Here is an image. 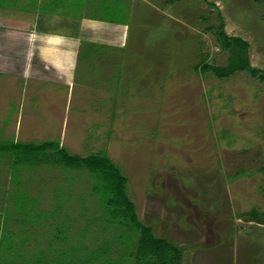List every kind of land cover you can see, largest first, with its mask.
Wrapping results in <instances>:
<instances>
[{
    "label": "rangeland",
    "instance_id": "rangeland-1",
    "mask_svg": "<svg viewBox=\"0 0 264 264\" xmlns=\"http://www.w3.org/2000/svg\"><path fill=\"white\" fill-rule=\"evenodd\" d=\"M153 2L136 17L154 71L138 76L127 65L116 88L100 89V73L89 87L78 70L69 89L32 83L30 93L22 77L0 73V140L104 153L126 178L138 220L181 248L182 264H264V225L239 216L264 211V81L194 69L226 65L219 15L264 71V0ZM25 164L0 153V264H113L126 253L93 175Z\"/></svg>",
    "mask_w": 264,
    "mask_h": 264
},
{
    "label": "crops",
    "instance_id": "crops-1",
    "mask_svg": "<svg viewBox=\"0 0 264 264\" xmlns=\"http://www.w3.org/2000/svg\"><path fill=\"white\" fill-rule=\"evenodd\" d=\"M155 6L153 0H0V73L13 83L22 77L21 93L32 83L69 89L78 70L87 86L96 71L100 89L116 88L127 65L138 76L155 70L142 58L152 53L143 47L144 23L136 17Z\"/></svg>",
    "mask_w": 264,
    "mask_h": 264
},
{
    "label": "trees",
    "instance_id": "trees-1",
    "mask_svg": "<svg viewBox=\"0 0 264 264\" xmlns=\"http://www.w3.org/2000/svg\"><path fill=\"white\" fill-rule=\"evenodd\" d=\"M164 1L177 3L183 0ZM217 19L219 24L213 30H215V39L219 47L228 54L226 65L218 67L203 62L196 65L194 69L202 73H211L217 79H228L236 73L244 72L251 77L257 76L260 82L264 81V71L253 68L249 64L247 42L238 37L227 36L223 31V23L219 15H217ZM0 153H8L15 163L24 165L29 163V166H32L33 162H38L39 165L45 162L65 170L84 169L93 175L101 185V188L97 189L98 191L94 190V192H100L103 196L101 209L104 220L106 223H114L121 228V235L118 238L125 241L122 249L126 253L121 254L113 264H180L181 248L165 239L155 237L151 227L138 220L135 206L127 194L126 178L104 153L81 158L70 155L65 148L55 141L26 144L2 140H0ZM259 172L264 176V162L259 168ZM261 192L264 197V186ZM239 216L249 218L259 225H264V211L259 212L252 208L239 214ZM63 232L57 233L58 236L62 235ZM103 252L106 254L108 249L103 250ZM104 253L102 255H105ZM91 256H95V254ZM109 262L104 264H110Z\"/></svg>",
    "mask_w": 264,
    "mask_h": 264
}]
</instances>
